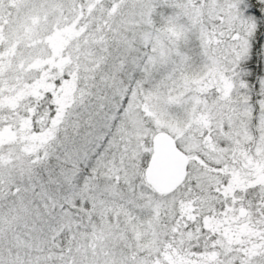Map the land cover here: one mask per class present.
<instances>
[{"label":"snow or ice","instance_id":"obj_1","mask_svg":"<svg viewBox=\"0 0 264 264\" xmlns=\"http://www.w3.org/2000/svg\"><path fill=\"white\" fill-rule=\"evenodd\" d=\"M0 264H264V0H0Z\"/></svg>","mask_w":264,"mask_h":264}]
</instances>
